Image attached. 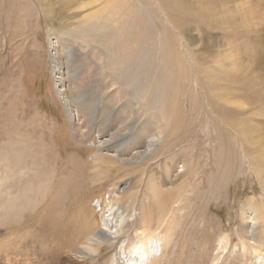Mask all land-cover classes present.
<instances>
[{
	"label": "rangeland",
	"instance_id": "1",
	"mask_svg": "<svg viewBox=\"0 0 264 264\" xmlns=\"http://www.w3.org/2000/svg\"><path fill=\"white\" fill-rule=\"evenodd\" d=\"M52 33L75 46L86 34L100 35L114 42L116 68L133 60L131 84L118 74L109 81L119 90V121L123 113L132 117L129 132H119L112 144L126 145L143 123L148 136L162 137L154 155L109 175L99 171L88 144L101 133L115 136L119 123L112 125L106 110L105 129L97 127L103 108L97 104L79 127L88 144L77 143L57 94ZM70 50L66 77L76 83L86 75L80 97L92 92L94 100L100 82L94 71L76 68ZM263 142L264 0H0V191L8 189L0 192V209L35 212L32 222L25 215L0 220V264H75L67 249L60 254L53 247L66 245L63 227L77 231L82 220L98 227L104 217L133 208L150 214V178L173 207L169 241L154 238L162 248L157 264H264L250 228V234L241 230L250 222L242 223L244 205L264 209ZM139 144L143 150L145 142ZM117 183L129 185L112 200ZM114 201L118 208L109 213ZM45 212L49 242L35 223ZM15 224L22 226L18 235L25 233L17 242ZM258 239L264 248V223ZM10 242L14 248L6 253ZM118 246L104 245L98 264H108Z\"/></svg>",
	"mask_w": 264,
	"mask_h": 264
},
{
	"label": "bare ground",
	"instance_id": "2",
	"mask_svg": "<svg viewBox=\"0 0 264 264\" xmlns=\"http://www.w3.org/2000/svg\"><path fill=\"white\" fill-rule=\"evenodd\" d=\"M51 36L53 37V41L51 39V46L53 49L52 60L55 65V72L57 75V77H55L58 87L57 94L60 100L63 101V105L67 109L66 111H68L69 113V124L71 126L72 131L75 133V139L77 143L88 144L86 143L88 141L87 139L88 137L80 132L79 127L82 123L81 119L82 118L86 119L88 109L94 108V106H96L97 104L103 107L100 110L101 114H98L96 117L97 127L101 129H105L104 126L105 119H107L109 116H111L110 121L112 122V125L119 123V126L117 125L118 126L116 129L117 134L115 136L106 139L104 138L105 137L104 133H101L102 135L101 134L96 135V139H94L92 142L88 144L96 150V154L93 157V160L99 162V164L97 163L99 165V171L103 170L105 175V173L109 169V172L106 173V175L107 174L109 175L112 172V170H116V167L124 168L122 166H124L125 164L134 163V160H136L135 162L141 163L143 159L145 160V158L154 155L155 152H157L158 150L159 144L162 142V137L160 134H158L159 136H156V138L148 136V133L144 131L145 126L142 125L143 123L142 124L139 123L135 136L131 138L126 145L123 144L122 147H117V146H113L112 144V142H114L115 137L120 135L119 132L128 131V129L130 128L129 124L132 123L131 122L132 117L130 116L131 113H128L124 118L123 116L124 113H123L122 115L123 117L121 115L119 116L121 122L119 121L118 118L119 110L115 109L119 105L118 104L119 102L116 100L118 97L117 93L119 92V90L118 88L112 90V87L114 86L115 83H113V85H109V81H114L115 77L118 74V75H123L125 77L124 79L127 80L126 84L128 85L131 84V82L133 81V68H131V62H133V60L131 61L127 60L126 66L124 68L121 69H119L118 67L116 68L118 55L115 49H112V46H114V42L112 40H106L103 36L100 35L97 36L95 35L96 38H94L91 37L90 34H86L85 37L82 36L83 44H80L78 46L73 45L69 40H65L61 38V36H58L55 33H52ZM105 41L106 43H104ZM86 43L88 44L90 43V44L86 45ZM96 44H99L104 49V51L98 50ZM71 47H73V50L70 51L72 52L75 51L74 64L76 65V68L83 72H86L87 70H89L90 72L94 71L97 77L96 80L100 82V84L97 83L99 88L97 92L94 94V100H93L92 92L90 93L87 92L88 99L85 98L84 95H81L80 97L81 91L84 88L85 81L87 79L86 75L83 77L80 76V78L77 80L76 83L68 80V78L66 77V74L64 72V66L66 65L65 63H67L69 57L66 49L67 48L69 49ZM99 51H101L102 54H99L98 53ZM102 61L104 64L102 63ZM138 85H139V90L144 87L142 82L139 83ZM74 88L76 89L77 92L76 95L73 92ZM128 96H130V93H128ZM106 110L109 112L107 113L109 116H105ZM146 139L147 140L150 139L152 142L145 141ZM141 142H145V146H143L144 147L143 150L140 149L137 150L138 149L137 145H140L139 143ZM135 149L136 151L132 152ZM181 167L182 168L180 169L178 174H182L185 170L184 165H182ZM83 168L84 166L82 167V169ZM96 168L97 167L93 169L98 170ZM94 174L97 173L95 172ZM153 182L154 181L151 178L150 181L147 182L150 193L154 199L152 203L153 208L151 207L153 212L147 214L149 212L146 213L144 209H141L139 212H136L134 208L133 210L125 211V212L123 210L120 211L117 214V216H115V219L111 218L112 216L111 214L109 216L104 217V219L101 220V225L98 227H95L94 224L90 223L92 220L91 221L80 220L81 222H79L80 225L79 227L81 228L78 227L77 231H74L75 229L70 230L71 228L69 227L68 224H66L65 227L63 228L68 232L67 240H66L67 243L66 245H61V244H56L55 241V244L53 245V247L56 248L55 250L59 251L58 253L62 254L64 252L62 250L67 249L68 250L67 253H70L74 256L76 261L75 264H98L97 261L101 248L104 245L113 246L114 244H117L119 245L117 253L111 257L108 264H157L162 248L160 246L159 247L155 246L156 241H154V238L155 235L157 236L161 234L160 245L165 244V239L168 240V232H169L168 218L170 217V214H172L170 210L173 211V207L168 209L169 199L165 198L164 195L160 194L161 191H159V189L155 187L156 184H154ZM120 185L122 186L124 184L117 183L112 188V193H111L112 200L115 198L118 199L120 196H122L125 192L127 185L129 184L122 186L123 188ZM1 189H2L0 191L1 194L8 193L7 191L8 189L4 188V186ZM3 203L5 202H2V204ZM10 204H12L10 206V208H12L14 204L12 203L11 200H10ZM116 205H117L116 201L111 202L109 205H107L109 206L108 212L110 213L115 208H118ZM178 207L179 206H176L175 210ZM0 210H1L0 212L1 222L9 221L10 216L12 215L22 216V217L25 215L26 221L32 222L33 214L35 213V212H28L27 215L24 213L20 215L21 213L14 214V212H10V210L8 212V208L5 210L2 209ZM12 211H16V210L13 209ZM242 212H243L242 223L244 222L247 224L248 223L247 220L250 222L248 223L249 224L248 227L243 225L241 230L244 234L252 233L251 240L254 241L253 249L257 253L259 251H263L262 255L264 257V248L261 246V242L258 239L261 232V225L264 223V209L261 204L259 205L246 204L244 205V211ZM246 214L249 215L245 216ZM35 223L38 224L37 227L39 230L38 233H40L39 236L41 235L43 236L42 237L43 241L50 240V238L46 240L47 238L46 236L51 232L50 229L48 230V227L52 223L49 214L47 212L41 214V216L37 220H35ZM21 227L22 226L20 224L18 225L15 224L11 228V233L14 236L13 239L16 242L17 240H20L19 236L25 235V233L23 235L17 234V230ZM61 227L59 226L58 230L56 231L60 235L61 232L59 231H61L62 229ZM245 227L246 229H244ZM249 228H250L249 231L250 233L247 232V229ZM70 232L72 233L70 234ZM82 235L83 238L81 240L80 236ZM245 239L248 240L249 237L247 238L245 237ZM24 241L25 239L23 240V242ZM10 244L11 242L9 243V247L5 250L6 253L10 252L9 248L11 246L14 248V244L13 243L11 245ZM40 247H41L40 248L41 254L43 256L46 254L45 247H43V245H41ZM2 248L3 246L0 244V252L2 251ZM47 249L49 250V248Z\"/></svg>",
	"mask_w": 264,
	"mask_h": 264
}]
</instances>
